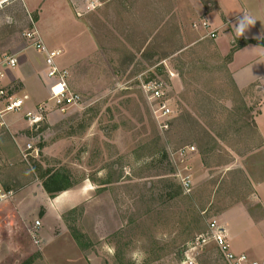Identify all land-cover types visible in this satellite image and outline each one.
Masks as SVG:
<instances>
[{
	"label": "rangeland",
	"instance_id": "rangeland-1",
	"mask_svg": "<svg viewBox=\"0 0 264 264\" xmlns=\"http://www.w3.org/2000/svg\"><path fill=\"white\" fill-rule=\"evenodd\" d=\"M104 1L35 0L38 4H28V11L16 5L0 9V53L19 57V52L28 48L24 32L31 28L33 19L49 45L63 48L60 59L71 72V87L83 99L81 105L61 111L49 99L50 93L39 96L33 87L27 92L20 82L8 79L15 96L30 95L25 110L39 103L46 105L38 125L24 116L25 110L0 117V181L12 191L10 199L2 202H12L33 237L34 256L28 264H142L152 237L158 246L175 251L149 264H179L175 253L182 246L179 243L186 240V247L191 246L199 234L206 233L211 219H221L227 208L218 213L220 208L243 202L255 212L247 184L251 181L245 172L234 173L236 179L243 177L238 179L241 191L221 182L232 177L228 170L241 168L236 165L238 158L253 145L246 138L252 135L251 126L243 131L231 126L235 117L246 119L237 106L243 112L249 109L233 88L225 57L217 53L212 41H201L170 55V45L163 38L152 51L147 46L145 55L150 53L153 58L142 60L144 53L137 51L140 45L131 43L140 35L123 27L126 22L118 21L117 11L105 13ZM172 47L176 52L179 44ZM170 72L177 74L176 80L171 79L174 76ZM154 79L166 82L165 92L175 110L167 130L159 127L142 87L143 82ZM189 115L217 135L225 148L216 150L208 165L199 150L186 157L177 153L181 147L197 146V142L179 145L181 117ZM225 135L227 142L222 140ZM155 143L170 153L174 167L170 177L175 180L177 167L188 164L193 191L202 190L204 185L215 190L206 204L207 211L202 212L204 230L193 236L183 237L170 222L146 218L144 225L140 223L143 219L138 217L135 196L142 183L151 179L146 176L156 171L143 167ZM229 159L231 163L220 164ZM112 161L116 162L114 170L124 173L120 187L104 183L108 178L106 166ZM63 164L81 182L66 193L50 197L41 175L47 168ZM212 179H217L215 186L210 183ZM74 207V226L86 235L85 249L74 239L63 215L71 218L68 214ZM236 217L239 220L241 213ZM240 227L256 248H264V237L251 221L241 220ZM214 246L211 242L198 253L200 264H226ZM119 247L124 251L121 259L116 254L122 251Z\"/></svg>",
	"mask_w": 264,
	"mask_h": 264
},
{
	"label": "crops",
	"instance_id": "crops-1",
	"mask_svg": "<svg viewBox=\"0 0 264 264\" xmlns=\"http://www.w3.org/2000/svg\"><path fill=\"white\" fill-rule=\"evenodd\" d=\"M28 4L36 6L38 2L13 0L0 9L16 5L28 11ZM82 7L83 5L78 8ZM104 8L105 13L110 10L117 11L118 21L126 22L123 27L132 28L135 30L134 34L140 35L131 43L140 45L137 51L140 49V53H144L142 60L153 58L150 53L145 55V50L150 45L152 51L153 45L158 46L163 38L170 45L171 49H167L170 50V55L201 41L202 44L212 41L217 53L224 57L242 40H250L234 50L227 63V72L242 93L264 140V0H105ZM6 15L9 16L8 13ZM245 15L254 18L256 23L248 26L243 36H238L236 25ZM204 21L209 24L208 28L203 25ZM210 31H216V35L212 37ZM41 35L49 47L61 49V46L49 45L42 33ZM93 42L91 40L92 47ZM174 43L179 44L176 52L172 47ZM4 56L0 53V61ZM18 58L19 64L9 71L8 79L20 82L25 91L33 87L37 94L50 93L44 54L28 47L19 52ZM59 63L66 67L61 59ZM173 76L171 79L177 78L176 73ZM236 165L244 170L252 183L254 192L249 199L255 212L243 202L235 203L223 212L219 222L224 226L234 251L247 252L252 257L264 259V248H256L254 242L240 229L241 220L251 221L259 229L260 236L264 237V144L240 157V160L238 158ZM236 213L242 215L239 220ZM9 251L6 242L0 243V261Z\"/></svg>",
	"mask_w": 264,
	"mask_h": 264
},
{
	"label": "trees",
	"instance_id": "trees-1",
	"mask_svg": "<svg viewBox=\"0 0 264 264\" xmlns=\"http://www.w3.org/2000/svg\"><path fill=\"white\" fill-rule=\"evenodd\" d=\"M246 42H250V40H242V42L233 47L231 52L225 56L227 63L232 57L234 50ZM226 70H228L227 67ZM231 82L236 93L243 98L242 93L234 81ZM242 102L244 103V101ZM241 108V106H237L236 110L240 112L239 114H244L246 119L235 117L232 120L231 126L236 131H243L246 130L245 128L247 126H251L248 129L249 131L252 130V135L250 133L248 135L249 137L245 135L247 140H250L253 144L247 147L246 152H250L261 147L264 144V140L262 139L257 125L250 114V110H245L243 112L241 111ZM181 119H183L182 129L180 131L182 143H179V145L182 146L189 142H197L198 150L202 155V160L205 165H208L207 160H209L213 154H216V150H225L224 146L219 143V137L200 124L197 119L192 118L190 115L189 117H181ZM226 138L227 137L225 135L222 140L227 142ZM243 138L245 137H241V140ZM152 147L153 150L144 161L143 167L144 169H155L156 171L154 174L146 176L151 179L142 183V186L138 188L139 191L135 196V203L138 208V217L143 219L140 223L144 225L146 218L156 221H164L166 223L170 222L175 228L180 229L179 234L183 235V237L186 235L187 237L188 235H194L197 232H201V230L203 231L205 227V215H203L202 212L204 210L205 212L207 211L206 204L209 201L214 188L210 189L208 186L204 185L202 190L198 188L194 191L192 189L193 192L191 191V194L184 193V190L175 175L173 174L175 180L168 175L174 170V167L172 166V160L169 157L166 147L158 143H155ZM231 162L232 160L229 159L220 164H228ZM115 164V161L107 164L106 168L108 169V178L104 181V183H114L115 186L117 185L116 187H120V184H124L122 181V175L124 173L122 169L115 171ZM228 171V174L232 175V177L228 181L224 178L221 182L228 186L232 184L235 191H241L242 184L239 183L238 179L243 177H238L236 179L234 173L244 175V170L242 168H234ZM41 176L42 185L50 197H55L66 190L76 187L81 182L76 179L72 169L64 164L47 168ZM210 183L215 186L217 184V179H212ZM247 184L250 187V193H253L254 190L251 182L248 181ZM5 186L6 188H9L8 185ZM226 208H228V206L222 209L220 208L217 212H222ZM76 211L77 207H74L69 211L68 215H70L71 218H68L65 213L63 215L74 239L81 248L85 249L87 247V242L85 241L86 235L74 226L76 224V218H74L73 215ZM2 242H6L8 244L10 251L8 255L0 261V264H28L31 262L32 257L34 256L33 237L19 214L14 211L12 202H0V243ZM184 242H186V240H184ZM184 242L179 243L182 246L177 248V251L175 252L177 254V262H179V264L184 259L187 249ZM149 243L150 247L146 248L144 251L146 257L144 258L142 264H149L159 259H164V257L170 256L175 251L174 248L165 250L163 247L158 246L154 237L149 239ZM214 247L215 251L221 255L218 248L216 246ZM121 250L122 249L119 247L118 251ZM207 252L208 250L206 253ZM123 253V250L121 252H117V257L120 259L123 258Z\"/></svg>",
	"mask_w": 264,
	"mask_h": 264
},
{
	"label": "built area",
	"instance_id": "built-area-1",
	"mask_svg": "<svg viewBox=\"0 0 264 264\" xmlns=\"http://www.w3.org/2000/svg\"><path fill=\"white\" fill-rule=\"evenodd\" d=\"M10 1L13 0H0V8ZM31 20V28L25 31L24 35L28 42L27 46L36 49L45 56V72L50 89L49 99L61 111H65L72 105H81L83 100L82 95L71 87V72L69 68L59 63L62 50L49 47L38 30L35 21L33 19ZM203 25L206 28L209 27L206 21L203 22ZM209 34L214 37L216 31H210ZM18 64L19 58L17 54L5 55L0 61V117L8 112L25 110V100L29 98L28 95L23 97L15 96L11 83L7 82L9 71L17 67ZM170 73L174 75L172 72ZM165 86L166 82L161 79L146 81L142 84L143 90L151 103L153 115L162 130H167L169 128L175 113L170 99L166 95ZM45 110L46 105L44 103H39L34 108L25 110L24 116L28 118L32 124L38 125ZM29 147H31V145H29ZM197 151L198 148L194 144L179 148L177 153L186 157L190 152L194 153ZM185 157L183 158L184 160L186 159ZM174 175L185 193L192 191V172L188 164H185L183 167L178 166ZM11 195L12 191L5 189L0 181V202H2V200L7 201L10 199L9 196ZM39 223L40 222L37 221V224ZM211 242L218 248L226 264H264V259L252 257L247 252L234 251L224 226L217 219H211L208 222L206 233L202 232L199 234L195 242L191 246H187L184 259L180 264H200L197 259L198 253H200L201 250L203 253L207 244Z\"/></svg>",
	"mask_w": 264,
	"mask_h": 264
},
{
	"label": "clouds",
	"instance_id": "clouds-1",
	"mask_svg": "<svg viewBox=\"0 0 264 264\" xmlns=\"http://www.w3.org/2000/svg\"><path fill=\"white\" fill-rule=\"evenodd\" d=\"M256 21L251 16L245 15L236 25V32L238 36H243L248 26L255 25Z\"/></svg>",
	"mask_w": 264,
	"mask_h": 264
}]
</instances>
